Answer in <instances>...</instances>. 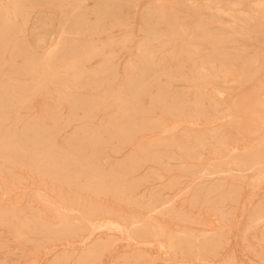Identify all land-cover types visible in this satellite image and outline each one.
<instances>
[{"label":"rangeland","instance_id":"rangeland-1","mask_svg":"<svg viewBox=\"0 0 264 264\" xmlns=\"http://www.w3.org/2000/svg\"><path fill=\"white\" fill-rule=\"evenodd\" d=\"M203 1L127 0L126 2V0H108L107 2H101L100 0H63L59 3L58 0H52L46 3L44 0H39V3L31 10L23 31L28 48L37 56L44 55L54 48L53 46L57 40L65 32L70 33L71 31L67 35H71L72 38L79 41L84 52L79 59L75 60L78 61L77 63L81 61L80 66L85 70L83 71L85 72L84 74L88 75L83 76L82 82L86 80L87 82L100 81V83L98 82L99 86L97 88H91L85 85L87 82L82 85L81 83L73 85L70 82L68 87L70 91H68L65 86H57L52 82L46 83L45 78L40 79L41 81L39 80L38 82L35 81L37 82L36 84L31 82L30 87L21 89L15 95L16 97L11 95L12 92L7 85H3L4 89L0 90V96L3 95L2 98L6 95V98L13 99L14 102L13 108H10L4 123L1 125V131L3 130L2 127H5L4 130L13 132L23 122H29L37 132L42 131L46 138L51 139L54 147L59 150L57 153H34L26 149L27 152L24 150L10 153L0 149V264H55L57 257L63 251L74 248L78 250L84 242L79 238V236L81 237V235L84 236L88 233L89 225H87V221H83L84 218L87 220L88 218L96 217L95 220H100L101 217L110 219L117 218L120 215V219L123 217V219L128 221L133 216L146 213L147 216L154 217L159 224L162 223L160 226L164 234L161 238L165 243H169V247L165 243V245L162 244L165 247L161 244L158 247V244L153 241H149L150 243L142 246L141 244H144L143 240L131 232V226H127L128 232L126 229L121 230L111 227V229L108 228L93 233L94 236L100 237L101 240L108 241L107 243L104 242L105 245L103 244V247H101L99 256L93 261L77 259L81 261L78 263L135 264L132 262V255L142 249L144 256L139 259L137 264H223L228 260L233 261L234 264H264V228L260 229L261 227L257 226L246 230L250 213L264 197V176L257 180L256 174L251 171H244L240 174L228 169L214 172V169L224 170L226 167L220 166L219 162L213 159H207V157L212 155L209 142L210 133L213 130L218 131L226 128L230 133L229 138L240 139L241 142L239 141V144L244 143L247 139L250 140V136L248 137L244 133L238 134L239 130L236 125L238 119L234 118V112H237V115L242 119L247 117L246 111L248 108L243 104L226 115L214 114V108L211 106V97L223 101L222 97H219L224 92L222 90L223 84L213 83L214 85L210 84L207 86L200 85L197 82L195 84V82L190 80L195 77L196 73L194 72H197L198 61L194 57L191 58V61L189 55L185 59L183 56L187 54L186 52H183V56H169L171 51L180 50L181 41L186 40L195 24L200 23L202 30H209L212 34L228 35V32H233L236 36V34L242 33L245 37L242 42L247 46L243 52L247 54H258L261 52L258 55L259 59H262L264 55V32L254 31L244 23L233 24L227 17L222 15L218 16V19L220 18L218 22L207 24L211 20V16L215 17L216 12L213 9L207 10L204 7H200ZM212 1H222V4H226L234 0ZM242 2H246L247 8L252 3L251 0H242ZM72 6L77 7L72 8ZM150 6L167 8L168 12L178 17L173 20L187 22L183 24L181 29L172 28L174 32H171L170 27L160 21L159 13L152 11ZM251 12L252 10L250 9L249 13ZM152 22H155L154 26H152ZM204 23L205 25H203ZM155 24L157 25L155 26ZM148 26L152 28L150 29ZM223 29H225V33L222 32ZM263 29L264 27L259 26V30ZM43 30L46 31L44 34L45 38L38 41L37 38ZM153 30L155 31L152 32ZM162 34L170 38L169 42L164 43L160 39L158 40L157 35ZM125 38L126 42L121 43V40ZM142 38H146L153 49V63L150 71L140 78H136L134 72L130 69V64L135 62V59H138L136 45L142 42ZM107 39L111 40L107 41ZM112 41L115 42L113 43ZM90 44L94 46L91 47ZM86 45H89L88 48ZM229 45H233V42L225 44L226 49L229 47L226 50L227 52H230ZM206 46L211 47L210 44ZM181 49L185 51L186 47ZM187 49L189 50V48ZM106 53H109L108 58ZM104 59L106 61L110 59L111 63L109 61V64L111 67L113 65L112 70H103L104 72L95 73V70L106 64ZM71 61L73 60L65 61L64 65L70 64ZM179 61L181 62L179 63ZM164 63L167 64L165 65ZM194 63H196L195 66ZM137 64L139 65V63ZM180 66L183 68L180 69ZM57 68L54 65L51 66L45 77L63 70L59 67ZM189 69L192 72L189 73ZM94 74L96 75L93 76ZM25 77L29 78L28 76H21V79ZM254 77L247 79L242 85H234V89L229 91L231 99L237 100L241 93L243 95L249 94L255 85L261 84L263 71H260ZM102 78H104V81H102ZM3 79L7 80V77L3 76ZM136 79L146 81L142 86L143 90L146 91L142 92L143 95L138 100L140 103H136L134 110L126 108L129 111H125L126 115H123L121 113L122 108L118 107V98L114 102L116 105L114 103L96 105L90 107L91 109L85 110L86 113L72 105L74 103L72 100L79 99L81 96L85 97L84 100H89L92 95L98 94L99 96L95 98L98 101L101 95L106 94L104 96L106 97L112 94V91L108 88L110 84L117 86L125 80H131L137 85ZM132 86H129L130 89L128 87L122 88L120 90L121 97L122 92L130 94L133 91L134 94L138 93L139 89ZM164 86L172 92L182 94L183 99L187 100L181 108L185 112L195 111L196 109L191 102L193 99L198 100L201 105L199 104L197 110L202 115L194 119L196 122L194 120L191 122L182 120L175 123L171 117L169 120H162L165 116L163 110L158 106H152L149 100L160 89L163 95H171L169 93L166 94V90H162ZM27 95L28 97L31 95V97L28 98L26 97ZM260 95L264 96L263 94ZM201 99L202 102H200ZM69 100L70 102L66 106V101ZM167 100L169 99L167 98ZM107 101L112 100L103 99L102 102ZM222 104L215 105L217 110L224 109ZM93 108L95 109L93 110ZM118 108L121 110H118ZM243 108L245 111H242L244 110ZM55 114H58V116ZM89 114L91 115L89 116ZM212 115L217 117H211ZM228 115L232 116L229 117ZM176 116H179V113ZM56 117L57 119L55 120ZM70 117L71 119H69ZM129 117L132 119L126 120ZM49 118L57 122L52 123ZM145 118L149 120L146 121ZM233 118L234 120H232ZM82 119H85V121ZM64 120H69L70 122L67 121L65 124ZM59 121L60 123L58 124ZM156 122L159 123L157 124ZM52 124L53 126L56 124L58 126L53 127ZM232 128H235L234 132ZM88 135L92 136L89 137ZM241 135L243 136L241 137ZM144 137L146 138L144 139ZM141 150L144 151V154ZM27 153L29 154L27 155ZM65 159L68 161L66 164H64ZM96 162H99L100 165L94 168L92 165ZM203 169L208 170L211 174L197 179L196 175ZM72 176H75L78 182L73 183L71 180ZM180 176L182 179L178 178ZM167 180L170 181L168 182ZM222 180L226 184L219 189L213 190V185L220 183ZM228 185L234 186L237 191L235 198L232 200L229 195H223L228 189ZM209 186L212 189H208ZM35 189L53 198L54 204L52 206L56 205L59 209L50 207L51 205L45 204L43 201L42 203L39 198L36 199L35 197L37 196L33 193ZM192 193L193 195H191ZM197 193H199V196ZM218 193H222V197ZM54 196H57V198ZM61 198H64L67 204L65 202L64 204ZM68 203L69 206L75 209L68 210L61 206V204L68 205ZM217 207L220 209L216 210ZM119 211H122V213ZM115 212L119 213L116 214ZM125 215L127 216L124 217ZM128 216L129 218H127ZM81 217L82 220L79 219ZM46 229L49 230L50 234H48ZM68 229L69 231L72 230L70 231L71 233H69ZM180 229L195 235L205 231H214L220 237L219 246L214 250L213 254L201 252L199 257H195L180 248L178 250L170 242L176 240V233L180 232ZM64 230L68 232L66 233ZM50 231L55 235H51ZM64 232L67 234L66 236ZM169 233H171V237ZM128 235H131L130 239H127L129 238ZM167 237H170V242H167ZM77 260L72 255L69 259L61 260L60 264H78L76 263Z\"/></svg>","mask_w":264,"mask_h":264},{"label":"bare ground","instance_id":"bare-ground-1","mask_svg":"<svg viewBox=\"0 0 264 264\" xmlns=\"http://www.w3.org/2000/svg\"><path fill=\"white\" fill-rule=\"evenodd\" d=\"M44 1L46 3H49L52 0H44ZM60 1H63V0H58L59 3H60ZM100 1L101 2H107L108 0H100ZM251 1H252V3L249 4L250 7H248L249 10L250 9L252 10L251 13H249V10L247 11L248 8H247V6L245 4L246 2L244 3V2H242V0L229 1V2H227L228 4L227 3L226 4L225 3L222 4V1L213 2L212 0H204L203 2H201L200 7H204L207 10H212L213 9L216 12L215 17L211 16L210 17L211 20H209V21L207 20L208 21L207 24L208 23L211 24V23L218 22V20L220 19V18L218 19V16L222 15V16L227 17L233 24H236V23H242L243 24L244 23L246 26H249L254 31H262V32H264V29L263 30H259V26L264 27V0H251ZM126 2H127V0H126ZM174 2H176V1H174ZM38 3H39V0H0V90L3 88V85H7L9 87V89L11 90V92H12L11 95H13V96L17 95L21 89H23L25 87L29 88L30 85L32 84L31 82H35V81L38 82L40 79L42 80V79H45V78H46V81L45 80L44 81L46 83L52 82V83H55L57 86L58 85L63 86V87L65 86V89H67V90H68V87L70 86V82L73 85H77L78 83H81V85H82L83 83L87 82L86 80L82 82L83 76H88V75L84 74L85 72H83V71H85V70L83 68H81V66H80L81 61H80V63H77L78 61H75L76 59H79L81 57L82 53H84V52H83V49L80 46L79 41H77L74 38H72L71 35H69V36L67 35V34H70L71 31H70V33L69 32H65L61 36V38H59L57 40V42L53 46L54 48L51 49L50 52H48V53H46L44 55L37 56V54H35L34 52L31 51L30 48H28L29 46L27 45V42L25 40V36H24L23 31H24V28H25V24L27 23V21L29 19L31 10H33ZM103 6H104V4H103ZM187 6H188V4H187ZM76 7L77 6H72V8H76ZM94 7H95V5H94ZM150 9L152 11H157V13H159L160 21L165 23L167 26H169L171 32H174L172 28L181 29L183 24H186V22H187V21H185V22L182 21L181 22V21L173 20V19H176L178 17L177 16H173L172 13L168 12L167 8L163 9V8H161V6H150ZM181 9H183V8H181ZM180 18H182V17H180ZM178 20H180V19H178ZM154 23L152 24V26H154ZM188 23H189V25H191L190 22H188ZM228 23H230V22L228 21ZM120 25H122V24H120ZM156 25L157 24H155V26ZM203 25H205V23ZM149 28L151 29L152 27H149ZM225 29H223L222 32L225 33ZM237 30H238V28H237ZM154 31L155 30H153L152 32H154ZM45 32L46 31H44V30L41 32V35L38 36V38H37L38 41L43 40L45 38V35H44ZM91 33L93 35V31ZM98 33H99V31H98ZM179 33H180V31H179ZM228 33H229L228 35L212 34V33L209 32V30L208 31L202 30L201 27H200V23H197V24H195V27H193V29L190 31L188 38L186 40L181 41L180 50H177V51L174 50L175 52L171 51V53L169 51V53H170L169 56H172V57L176 56L177 57V56L182 55L183 52H186L187 54H185V56L182 55L185 59L187 58L186 56L189 55V57H190L189 59L194 57V59L198 61V66L196 68H198L200 70L197 69V72H194V73H196L194 79L191 78L192 80H190L192 82H195V84H196V82L198 84H200V85L202 84V85H206V86L210 85V84H213V83L223 84V87L222 86L221 87H222V90L224 92H222L221 95H219L220 98L222 97L223 101H220L219 99H216L215 97H211L212 98V102H211L212 105L211 106L214 108V112H215L214 114L217 113V114H221V115L222 114L226 115L230 111H233L235 108L238 109V107H240V105H243V104L245 105V107L248 108L247 111H246L247 115H248L247 117H244V119H242L239 115H237V112H234V118L238 119L237 120L238 122L236 121L237 122L236 125H237V128L239 130V131L237 130L238 134L240 135L241 133H244L248 137L250 136V140L247 139V140H245L244 143L239 144L241 142L240 139H238V138L230 139L229 138V134L230 133L228 132V130L226 128H223L222 130H218L216 128L218 131H214L213 130L210 133V142H209V144L211 146L212 155L207 157V159H209V160L213 159L216 162H219L220 166L226 167L224 170L223 169H214V172H221V171H225L226 169H228V170H233L236 174H240V173H242L244 171H251V172L256 174V179L258 180V179H260V178H262L264 176V96L260 95V94L264 95V55H263L262 59H259V55L258 54H260L261 52L258 53V54L257 53H253V54L244 53L243 51H244V49L247 46L242 42L244 40V38H245L242 35V33H238V34H236V36L234 35L233 32H228ZM108 38H111V37H108ZM157 38H158V40L160 39L164 43L169 42V40H170V38H167V36H165L164 34L157 35ZM89 39H91V38H89ZM108 40L109 39H107V41ZM117 41H118V39H117ZM112 42L114 43L115 41H112ZM125 42H126V38L121 40V43H125ZM231 42H233V45H231V46L229 45L230 46V52H227L226 50H228L229 47H228V49H226L225 44L226 43L231 44ZM208 44H210L211 47H207L206 45H208ZM90 45H91V47L94 46L92 44H90ZM88 46H87V48H88ZM97 47L99 48V46H97ZM183 47H186L185 51H183L181 49ZM187 48H189V50ZM94 50H95V48H94ZM136 50L138 51V54H137L138 55L137 56L138 59H135V62H132L130 64V69L134 72L136 78H140L145 73H147L148 71L151 70V65L153 63V59H152L153 49H152L151 45L149 44L148 40L146 38H142V42L137 43ZM108 54L106 55V57L108 56ZM114 56H115V54H114ZM111 57H112V54H111ZM70 60H73L74 62L71 61L70 64L64 65L65 61H70ZM176 60H177V58H176ZM195 60H193V61L195 62ZM104 61L106 62V64H103L99 68L96 66V68H98V69L95 70V73L104 72L103 70H105V71L106 70H109V71L112 70L113 65H112V67L110 66V64H109L110 59H108V61H106L104 59ZM191 61H192V59H191ZM100 62H102V61H100ZM100 62H99V64H100ZM169 62H170V60H169ZM180 62L181 61H179V63ZM110 63H111V61H110ZM137 63H139V65ZM182 63H185V62H182ZM55 64L56 65L58 64V65L56 66ZM186 64H188V63H186ZM53 65L56 68L59 67L60 69H63V70L60 71V72L57 71L56 74H50L49 77H45V74L47 73L49 68H51V66H53ZM96 65H98V64H96ZM195 65H196V63H194V66ZM154 66H156V65H154ZM114 67H116V66H114ZM182 68L180 66V69H182ZM188 71H189V73L192 72V71H190V69ZM260 71H263V78L260 77V78H262V83L261 84L255 85L253 87V89L250 91L249 94L243 95V93H241L240 97L237 100L231 99L229 91H230V89H234V87H233L234 85H242L243 83H245V81H247V79L249 80L250 78L256 76ZM162 72H163V70H162ZM95 75L96 74H94L93 76H95ZM3 76H6L7 80L3 79ZM21 76H28L29 78L25 77V78L21 79ZM260 76H262V75H260ZM184 78H186V77H184ZM102 81H104V78H102ZM135 81L138 83L137 85H135V82L131 81V80H129V81L125 80L122 84H119L117 86H115L113 84H110L108 86V88L112 91V94H110L109 96H106V97H104L106 94L103 95V96L101 95L100 100H98V101L95 100V98L99 96L98 94L92 95L89 100H84V98H85L84 96H81L79 99L75 97L76 101L72 100V101H74V103H72V105H73V107H77L78 109H80V110L85 112V110H88L90 107H93V106H96V105L99 106V105L105 104V103L106 104H112V103H114V102H116L118 100L117 101L118 107L122 108L121 113L123 115H126L127 113L125 111L134 110L136 108V103L140 99V96L143 95L142 92L146 91V90H143V87H142L146 83L145 80L139 81V80L136 79ZM187 81H188V79H187ZM37 82H35L34 84H36ZM98 82L100 83V81H98ZM98 82L91 81V82L85 83V85H87V87L90 86L91 88H97L99 86ZM131 85H133L132 87H134L136 89L137 88L139 89L138 93L134 94L133 91H131L130 94L122 92V97H123L122 98L120 90L122 88H124V87H128V89H130L129 86H131ZM200 85H198V86H200ZM40 86L42 87V85H40ZM163 89L166 90V94L169 93L171 95H163V93H162V91H160L161 90L160 89L149 100V102H150V104L152 106H155V107L158 106L159 108H161L163 110L165 116H164V118H162V120H169L170 117H171L175 123H177L179 121H182V120L184 122L185 121L191 122L194 119H197L199 116L202 115L201 112H199L197 110L198 106L200 104L198 102V100H196V99L194 100L193 99V101L191 102L196 110L195 111L192 110L191 112L190 111H186V112H188V113H186L185 111L181 110V108L184 106L183 104H185L187 102V100L183 99L182 94H180V93L178 94L176 92H172L166 86H164L162 88V90ZM132 90H133V88H132ZM68 91H70V90H68ZM206 91H208V90H206ZM207 94H209V93H207ZM2 96H0V149H1V151L6 150V151H8L10 153L11 152L15 153V152L24 151V150L26 151V149H28V150H30L31 152H34V153H41V152L57 153V151H59V150L56 149V147H54V144L51 141V139H49L48 137L46 138L42 131L37 132L36 129L34 128V126L32 124H30L29 122H23V124H21V126H19L18 129L13 131V132L4 130L5 127L4 128L2 127L3 130L1 131V125L4 123L6 115L9 113L10 108L14 104L13 99L6 98V95L3 98H2ZM62 96H63V94H62ZM67 96H66V98H67ZM69 96H71V95L69 94ZM69 96H68V98H69ZM26 97H28V95ZM29 97H31V95ZM33 97H35V96H33ZM60 98L63 99L62 97H60ZM167 98L169 100H167ZM103 99L104 100H112V101L102 102ZM25 100H28V99H25ZM133 101H135V102H133ZM68 102H70V100L66 101V106H67ZM200 102H202V99L200 100ZM139 103L140 102H138L137 104H139ZM59 104H61V103H59ZM114 104L116 105V103H114ZM209 104H210V102H209ZM221 104L224 105V109L223 110H217L216 106L221 105ZM18 106H17V108H18ZM14 108H15V106H14ZM119 108H118V110H121ZM126 108L128 110H126ZM94 109L95 108H93V110ZM158 110H157V112H158ZM147 111H148V108H147ZM242 111H245V109L242 110ZM52 112L54 113L55 111H52ZM178 113H179V116H176ZM231 114H233V113H231ZM21 115H23V114H21ZM52 115L54 116V114H52ZM90 115L91 114H89V116ZM56 116H58V114ZM231 116H229V117H231ZM12 117H11V119L13 120ZM82 117H84V116H82ZM82 117H80V118H82ZM92 117H90V118H92ZM211 117H217V116L216 115H212ZM234 118L232 120H234ZM49 119L52 121L51 118H49ZM56 119H57V117L55 118V120ZM69 119H71V117ZM131 119L132 118L129 117L126 120H131ZM55 120H53L52 123L53 122H57ZM82 120L85 121V119H82ZM145 120L147 121L149 119L145 118ZM67 121H69V120H66L65 124L67 123ZM107 121H108V119H107ZM6 122H7V120H6ZM14 122H16V121H14ZM36 122H37V120H36ZM59 123H60V121L58 122V124ZM90 123H87V124H90ZM65 124L63 122V126ZM52 126H53V124H52ZM55 126H58V125L56 124ZM55 126H53V127H55ZM172 126H175V125H172ZM176 126L179 127L177 124H176ZM227 127H228V125H227ZM123 128H124V126H123ZM172 128H175V127H172ZM190 128H191V125H190ZM232 129H233V132H234L235 128H232ZM177 131H178V128H177ZM120 134H121V131H120ZM92 135H88V136L90 137ZM124 136H123V138H124ZM175 136H176V134H175ZM242 136L243 135H241V137ZM145 138L146 137H144V139ZM141 139H143V138H141ZM115 141H116V139H115ZM201 142H202V139H201ZM197 143H200V142H197ZM99 149H101V148H99ZM106 149H107V147H106ZM81 150H82V148H81ZM137 150H138V148H137ZM143 150H141L142 153L144 152ZM152 151H153V149H152ZM10 153H9V156H10ZM28 154L29 153H27V155ZM133 154H134V152H133ZM181 156H183V155H181ZM65 158H66V156H65ZM157 158H159V157H157ZM147 161H148V159H147ZM66 163H68V161L65 159L64 160V164H66ZM178 163H179V161H178ZM89 164H90V162H89ZM91 164H92V162H91ZM158 164H159V162H158ZM162 164H164V163H162ZM99 165H100V163L96 162L92 166H94V168H95V167H97ZM118 165H116V166H118ZM136 165H138V164H136ZM178 165L180 166V164H178ZM84 167H86V166L84 165ZM164 167H166V166H164ZM190 167H192V166H190ZM33 168H34V166H33ZM90 169H91V167H90ZM88 170H89V168H88ZM185 171H187V170H185ZM62 172H63V170H62ZM71 172H72V170H71ZM63 173L65 174V172H63ZM209 174H211V172H209L206 169H203V170H200V172L196 175V177H197V179L204 178L203 176H206V175H209ZM82 176H84V175H82ZM178 178L180 179L181 176L178 177ZM71 180L73 181V183L78 182V179L75 176H72ZM174 180H175V178H174ZM167 181L169 182L170 180H167ZM42 182H43V180H42ZM182 182H184V181H182ZM225 184H226L225 181L222 180L220 183L214 184L212 188H213V190H216V189H219V188L223 187ZM173 186H174V184H173ZM11 188H12V184H11ZM212 188L209 186L208 189H212ZM236 192L237 191H236L234 186L228 185V189L226 190L225 193H223V195L224 196H228L229 195L230 199L232 200V199L235 198V195H236L235 193ZM33 193L36 194V196H37V197H35L36 199L39 198V200L41 202L43 201L45 204L51 205L50 207H53V208L56 207V205L52 206L54 204V199L50 198V196L46 195L42 191L35 189V192H33ZM195 194H196V192H195ZM198 194L199 193H197V195ZM221 194H219L220 197H222ZM191 195H193V193ZM191 195H190V197H191ZM196 196H194V197H196ZM55 198H57V196ZM62 200H63V203L64 202L66 203V201H64V198ZM62 200H60V201L62 202ZM194 200H195V198H194ZM218 202H220V201H218ZM62 204H61V206H64L65 207L64 209H68V210L75 209L74 207L69 206V203H68V205H62ZM56 208L59 209L58 207H56ZM82 208H84V207H82ZM218 209H220V208L217 207L216 210H218ZM73 211H75V210H73ZM94 212L96 213V211H94ZM119 212H117V213H119ZM120 213H122V211ZM146 214H144V215H141V214L136 215V214H134L136 216H133V218L131 220H128V221L126 219H123V217H122V219H120L121 216L119 214H118L120 216V217L118 216L119 218L117 217V218L107 219V217H101L100 220H95L96 217L95 218H88L87 220L84 218L83 221L84 220L87 221V223H88L87 225H89L88 233L85 234L84 236H82V235H81V237L79 236L80 240H82L84 242L82 243V241H81L82 245L79 247L78 250L74 248V249H71V250H68V251L67 250L63 251L62 254H60L57 257L55 264H60L61 260H64V259L66 260L67 258L69 259L72 255H74V258H76V260L77 259H89V260L93 261L96 257L99 256V251H100L101 247H103L104 242H106V241H103L104 240L103 238H102L103 240H101L100 237L94 236L93 233H95V231H102V230L108 229V228L111 229V227H113L114 229L115 228H119L121 230H125L127 228V226H131L132 227L131 232H133L136 235V237H139V238H141L143 240L144 244H141L142 246L143 245L145 246L146 243H150L151 241H153L156 244H158V247H159V244L162 245V244L165 243L162 240V238H161V236H163V234H164L163 230H162V228L160 226V224H162V223L159 224L154 217L147 216ZM80 215H78V216H80ZM126 216L127 215H125L124 217H126ZM82 217L79 218V219L82 220ZM127 218H129V216ZM144 219H145V221H144ZM246 225H247L246 226V230H247V228H250V227H255L256 228L257 226H260L261 227L260 229L264 228V197L261 199L260 203L257 206H255L253 211L250 213L249 218H248V223ZM50 226L51 225L49 223V227ZM127 229H126V231H127ZM46 230H48V229H46ZM68 231H69V229H68ZM68 231H65V232L67 233ZM70 231H72V230H70ZM70 231H69V233H71ZM118 232H119V230H118ZM125 232H123V233H125ZM66 233H65V236L67 235ZM48 234H50L49 230H48ZM53 234L54 233H52L51 235H53ZM61 234H62V232H61ZM103 235H104V233H103ZM170 235H171V233H169V236ZM176 235H177L176 240H174L173 242H170L169 241V239L171 237L170 236V237L166 238L167 242L169 241L178 250L180 248L181 250H184L185 252H188V253L194 255L195 257H199L201 255V252H207L208 254H213L214 250L219 246L218 244L220 242L219 235L216 234L214 231H212V232L205 231L203 233L201 232L199 235H195V234H190V233H187V232L181 230L180 232L176 233ZM128 236H129V238H127V239H130L131 235H128ZM131 240H132V238H131ZM165 244H167L168 247H169V243H165ZM164 245H162V246L165 247ZM143 256H144V252L142 251V249H139L138 252H136L134 255H132V260H133L132 262L137 264L139 259H141ZM79 261L80 260H77L76 263H78ZM51 263H53V262H51ZM223 264H234V263H233V261H229L228 260V261H225Z\"/></svg>","mask_w":264,"mask_h":264}]
</instances>
